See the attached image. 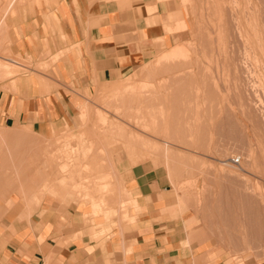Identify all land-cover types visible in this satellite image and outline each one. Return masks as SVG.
Listing matches in <instances>:
<instances>
[{"label": "rangeland", "instance_id": "1", "mask_svg": "<svg viewBox=\"0 0 264 264\" xmlns=\"http://www.w3.org/2000/svg\"><path fill=\"white\" fill-rule=\"evenodd\" d=\"M24 1L0 0V83L51 74L62 55L33 63L12 52L8 17ZM102 2L180 36L80 92L71 124L45 135L0 123V217L30 224L74 201L130 222L138 207L126 186L143 174L170 218H184L187 245L228 264L264 260V0Z\"/></svg>", "mask_w": 264, "mask_h": 264}, {"label": "crops", "instance_id": "2", "mask_svg": "<svg viewBox=\"0 0 264 264\" xmlns=\"http://www.w3.org/2000/svg\"><path fill=\"white\" fill-rule=\"evenodd\" d=\"M10 13L15 55L33 63L62 55L51 74L0 83V123L28 124L45 135L75 121L80 92L118 80L181 33L146 24L147 17L137 13L107 9L102 0H25ZM129 181L138 207L124 215L130 222L121 215L91 217L90 206L74 201L63 214L30 224L1 216L0 264H228L207 256L200 244H186L184 218H170L153 196L157 181L143 174ZM243 264L264 260L245 257Z\"/></svg>", "mask_w": 264, "mask_h": 264}, {"label": "bare ground", "instance_id": "3", "mask_svg": "<svg viewBox=\"0 0 264 264\" xmlns=\"http://www.w3.org/2000/svg\"><path fill=\"white\" fill-rule=\"evenodd\" d=\"M126 1H127V0H126ZM257 1H258V0H257ZM246 2H247V1H246ZM127 4H128V3H127ZM149 6H150V4H149ZM256 7H257V6H256ZM147 8H148V6H147ZM147 8H146V9H147ZM180 9H181V8H180ZM143 10H144V9H143ZM147 10H148V9H147ZM153 10H155V9L153 8ZM141 11H142V10H141ZM148 15H149V14H148ZM153 16H155V15L153 14ZM252 16H253V15H252ZM247 17H248V16H247ZM146 22H147V21H146ZM123 25H124V26H123ZM123 25H122V26H123L124 28L127 26V25L125 26V24H123ZM177 25H179V24H177ZM177 25L174 26V27L168 25V26H166V28H167V30L170 32V31H172L173 29L178 28ZM115 26H116V25H115ZM115 26H113V27H115ZM118 26H120V28L122 27L121 24L118 25ZM179 27H180V26H179ZM239 27H240V26H239ZM124 28H123V29H124ZM181 28H182V27H181ZM251 28H252V27H251ZM114 29L116 30V28H113V30H114ZM117 29H118V28H117ZM178 29H180V28H178ZM115 30H114V31H115ZM235 30H236V29H235ZM122 31H123V30H122ZM124 31H125V29H124ZM115 33H119V31L116 30ZM123 33H124V32H123ZM245 34H246V33H245ZM121 35H122V33H121ZM237 35H238V34H237ZM122 36H123V35H122ZM122 36H121V37H122ZM117 37H118V36H117ZM121 37H120V38H121ZM123 37H124V36H123ZM241 37H242V36H241ZM126 38L128 39V37H126V36H125V38H123V39H126ZM247 38H248V37H247ZM123 39H122V40H123ZM244 40H245V39H244ZM177 46H178V45H177ZM182 46H183V45H182ZM182 46L180 45L179 48H182ZM183 47H185V46H183ZM184 49H185V48H184ZM180 50H183V49H180ZM186 50H188V49H186ZM186 50H185V52H187ZM177 52H178V51H177ZM179 52H181V51H179ZM179 52H178V53H179ZM182 52L184 53V51H182ZM166 53H167V55H166ZM166 53L163 54V57L167 56V58H168L169 55H171V56L174 57V56H176V54H177V53H176V49H175L174 47L171 48V49H169V51L166 52ZM179 54H182V53H179ZM179 54H178V56H181V57H182L183 55H185V54H182V55H179ZM186 55H187V54H186ZM161 56H162V55H161ZM161 56H160V57H161ZM176 58H177V57H176ZM158 60H159V59H158ZM164 61H165V60H164ZM158 63L160 64V61H159ZM169 63H170V62H169ZM153 65H154V64H153ZM9 70H10V69H9ZM9 70H7V71H9ZM13 72H14V71H13ZM11 73H12V72H11ZM148 76H149V75H148ZM257 80H258V79H257ZM249 83H250V82H249ZM128 100H129V99H128ZM129 102H130V101H129ZM127 103H128V102H127ZM116 107H117V106H116ZM84 108H85V107H84ZM130 108H131V106H130ZM84 115H85V114H84ZM82 122H83V121H82ZM80 129H81V128H80ZM77 131H78V130H77ZM80 132H81V131H80ZM71 133H72V132H71ZM69 135H70V133H69ZM71 136H72V135H71ZM87 137H88V136H87ZM74 138H75V137H74ZM73 146H74V145H73ZM68 147H69V146H68ZM101 150H102V149H101ZM236 158H239V157H236ZM236 158H235V159H236ZM239 160H240V158H239ZM226 164H227V163H226ZM75 167H76V166H75ZM64 168H66V167H64ZM85 169H87V168H85ZM65 170H67V169H65ZM64 172H65V171H64ZM71 174H72V173H71ZM72 175H73V174H72ZM70 177H71V176H70ZM79 177H80V176H79ZM62 181H63V180H62ZM48 182H49V181H48ZM63 182H64V181H63ZM193 183H194V182H193ZM82 189H83V188H82ZM87 191H88V190H87ZM250 209H251V208H250ZM241 212H242V211H241ZM246 213H247V212H246ZM249 214H250V213H249ZM256 223H257V222H256ZM261 228H262V227H261ZM259 229H260V228H259ZM260 230H262V229H260ZM259 233H260V232H259Z\"/></svg>", "mask_w": 264, "mask_h": 264}, {"label": "built area", "instance_id": "4", "mask_svg": "<svg viewBox=\"0 0 264 264\" xmlns=\"http://www.w3.org/2000/svg\"><path fill=\"white\" fill-rule=\"evenodd\" d=\"M235 161H236V162H239V158H236Z\"/></svg>", "mask_w": 264, "mask_h": 264}]
</instances>
